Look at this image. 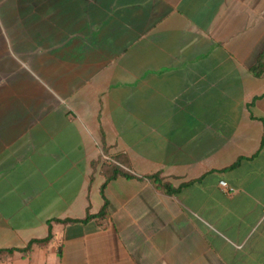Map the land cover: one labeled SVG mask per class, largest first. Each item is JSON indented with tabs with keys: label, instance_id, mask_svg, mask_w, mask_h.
Returning <instances> with one entry per match:
<instances>
[{
	"label": "crops",
	"instance_id": "1",
	"mask_svg": "<svg viewBox=\"0 0 264 264\" xmlns=\"http://www.w3.org/2000/svg\"><path fill=\"white\" fill-rule=\"evenodd\" d=\"M263 52L264 0H0V264H264Z\"/></svg>",
	"mask_w": 264,
	"mask_h": 264
},
{
	"label": "trees",
	"instance_id": "2",
	"mask_svg": "<svg viewBox=\"0 0 264 264\" xmlns=\"http://www.w3.org/2000/svg\"><path fill=\"white\" fill-rule=\"evenodd\" d=\"M250 71L256 77H263L264 76V52L259 56L255 66ZM117 176L129 177L130 175L127 174L126 172H124V170L119 169L118 167H113V174L108 180H112L113 178H115ZM165 188H166V186H165ZM168 192H171V191H168ZM104 216H105V211H102L99 215H97L95 217H88L86 220H84L82 222L88 223L92 219L101 221V220H103ZM76 222L77 221H72V220L64 221V223H70V224L76 223ZM51 239H52V235H50L46 240H43V241H33L29 244V246L25 250H22V251L28 252V251L32 250V247L34 244H36V243H43V244L48 243ZM15 251L16 250L0 251V257L3 255H6V254H12Z\"/></svg>",
	"mask_w": 264,
	"mask_h": 264
},
{
	"label": "built area",
	"instance_id": "3",
	"mask_svg": "<svg viewBox=\"0 0 264 264\" xmlns=\"http://www.w3.org/2000/svg\"><path fill=\"white\" fill-rule=\"evenodd\" d=\"M220 185H221V187L224 188L225 190L231 192V190H230V188H229V186H228V184H227L226 182H221Z\"/></svg>",
	"mask_w": 264,
	"mask_h": 264
}]
</instances>
